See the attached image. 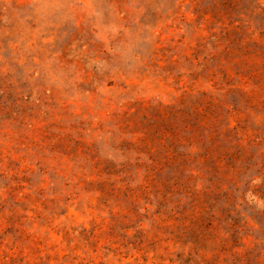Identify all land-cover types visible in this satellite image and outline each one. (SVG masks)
Listing matches in <instances>:
<instances>
[{
	"label": "rangeland",
	"instance_id": "rangeland-1",
	"mask_svg": "<svg viewBox=\"0 0 264 264\" xmlns=\"http://www.w3.org/2000/svg\"><path fill=\"white\" fill-rule=\"evenodd\" d=\"M0 264H264V0H0Z\"/></svg>",
	"mask_w": 264,
	"mask_h": 264
}]
</instances>
